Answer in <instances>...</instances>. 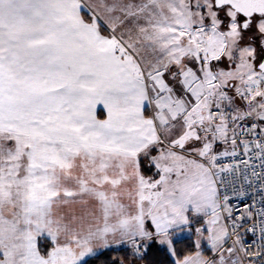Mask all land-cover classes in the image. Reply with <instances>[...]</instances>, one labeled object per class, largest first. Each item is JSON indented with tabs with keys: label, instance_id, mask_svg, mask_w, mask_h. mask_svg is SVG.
<instances>
[{
	"label": "snow or ice",
	"instance_id": "snow-or-ice-1",
	"mask_svg": "<svg viewBox=\"0 0 264 264\" xmlns=\"http://www.w3.org/2000/svg\"><path fill=\"white\" fill-rule=\"evenodd\" d=\"M114 245L264 264V0H0V264Z\"/></svg>",
	"mask_w": 264,
	"mask_h": 264
},
{
	"label": "trees",
	"instance_id": "trees-1",
	"mask_svg": "<svg viewBox=\"0 0 264 264\" xmlns=\"http://www.w3.org/2000/svg\"><path fill=\"white\" fill-rule=\"evenodd\" d=\"M195 239V234L187 237L174 239L175 248L178 256H183L192 251V245ZM87 264H174L173 258L170 257L167 249L161 245H153L146 259L135 258L128 247H118L106 249L96 256H91L86 259Z\"/></svg>",
	"mask_w": 264,
	"mask_h": 264
},
{
	"label": "rangeland",
	"instance_id": "rangeland-1",
	"mask_svg": "<svg viewBox=\"0 0 264 264\" xmlns=\"http://www.w3.org/2000/svg\"><path fill=\"white\" fill-rule=\"evenodd\" d=\"M196 226H200V224L194 222V223L191 225L190 228H188V229H186V230H184V231H178V232L176 233V235H175V238H182V236H184V235H188V233H190L189 235H191V234H195V227H196ZM195 239H196V234H195ZM195 239H194V241H195Z\"/></svg>",
	"mask_w": 264,
	"mask_h": 264
},
{
	"label": "crops",
	"instance_id": "crops-1",
	"mask_svg": "<svg viewBox=\"0 0 264 264\" xmlns=\"http://www.w3.org/2000/svg\"><path fill=\"white\" fill-rule=\"evenodd\" d=\"M102 115H103V114L101 113V116H102ZM186 229H188V228H186ZM186 229H185V230H186ZM189 234H190V233H188V235H184V236H182V238H183V237H187V236H189ZM174 239H178V238H175V237H174ZM122 246H125V245H120V246H115V245H114L112 248H118V247H122ZM164 247H165V246H164ZM165 248H166V247H165ZM103 251H104V250H103ZM99 253H100V252H99ZM87 258H89V257H86V259H87Z\"/></svg>",
	"mask_w": 264,
	"mask_h": 264
},
{
	"label": "built area",
	"instance_id": "built-area-1",
	"mask_svg": "<svg viewBox=\"0 0 264 264\" xmlns=\"http://www.w3.org/2000/svg\"><path fill=\"white\" fill-rule=\"evenodd\" d=\"M237 186H239V180H237ZM257 198H258V197H257ZM233 203H234V204H238L239 201H233ZM196 227H199V226H196ZM196 227H195V228H196ZM130 251H131V250H130ZM131 253H132V252H131ZM135 258H136V257H135Z\"/></svg>",
	"mask_w": 264,
	"mask_h": 264
}]
</instances>
